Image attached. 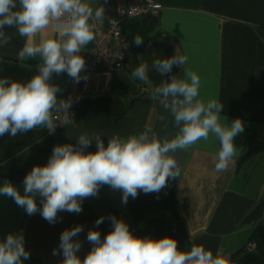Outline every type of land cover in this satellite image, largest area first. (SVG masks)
I'll return each mask as SVG.
<instances>
[{
    "label": "crops",
    "instance_id": "obj_1",
    "mask_svg": "<svg viewBox=\"0 0 264 264\" xmlns=\"http://www.w3.org/2000/svg\"><path fill=\"white\" fill-rule=\"evenodd\" d=\"M126 1L108 0L104 4V0H86L93 8L104 6V24L116 17ZM149 1L163 8L157 15L125 21L123 35L129 51L124 67L111 75L106 98L84 102L67 127L51 134L41 126L14 137L0 136V186L8 181L23 195V179L32 167L44 166L56 145L75 146L81 133L101 135L105 146L112 134L126 137L147 129L158 138H173L177 131L174 118L152 100L151 86L170 80L171 75L183 78L184 67L199 75L202 98L218 97L223 103L221 116L227 118L226 123L237 118L243 122L244 131L234 138L239 154L227 171L216 172L213 161L217 142L212 137L208 142L198 141L177 150L179 175L169 179L159 193L138 191L135 199L129 197L124 204L121 191L105 185L97 196L83 200L79 214L58 212L55 224L48 223L39 212L29 216L12 198L0 195V241L9 233L23 234L30 258L22 264H58L63 257L53 256L52 250L59 253L61 232L77 225L83 231L73 239L81 242L77 255L83 259L91 249L88 231H98L103 238L112 230L110 215L123 220L136 237L176 240L180 251L202 245L214 256L218 251L232 255L247 239L243 241L240 234L250 228L239 224L261 199L264 189V165L257 171V180L251 182L242 173L247 162L241 161L249 129L264 128V0ZM4 31L10 42L0 46V78L26 83L37 74L40 61L20 60L18 52L24 38L14 28L5 27ZM136 35L143 40L140 46L133 43ZM40 38L37 35L36 40ZM174 55H186L188 64L180 68L174 65L171 74L163 77L152 68L154 60ZM142 62L148 64L151 86L131 79L132 71ZM69 78L67 73L53 74L50 83L61 90L56 94L58 100L64 99ZM161 116L166 119L161 120ZM85 151L95 152V142ZM40 199L36 197L38 207ZM100 217L104 220L97 226L95 221Z\"/></svg>",
    "mask_w": 264,
    "mask_h": 264
},
{
    "label": "clouds",
    "instance_id": "obj_2",
    "mask_svg": "<svg viewBox=\"0 0 264 264\" xmlns=\"http://www.w3.org/2000/svg\"><path fill=\"white\" fill-rule=\"evenodd\" d=\"M105 18L103 5L93 8L86 0H0V46L10 42L5 27L14 28L25 40L18 52L20 60L40 61L37 74L26 83L0 78V136L14 137L41 126L50 134L54 132L53 110L67 113L71 100H58L56 94L61 90L50 83L51 78L67 73L80 81L85 68L80 52L94 41L97 22ZM37 35H41L39 41ZM133 43L140 46L143 40L136 35ZM187 64L186 55H174L154 60L152 68L163 77L171 74L174 65L180 68ZM148 71L147 63H139L131 79L151 86ZM183 73V78L171 75L170 80L151 86L152 100L174 118L177 131L173 138H158L147 129L126 137L112 134L105 146L101 135L81 133L75 146L56 145L44 166L32 167L23 179V195L8 181L0 186V195L12 198L29 216L39 212L48 223L55 224L58 212L79 214L83 200L97 196L105 185L120 190L124 204L129 197L135 199L138 191L159 193L169 179L179 175L177 150L201 140L208 142L210 137L218 144L214 169L227 171L239 154L234 138L244 131L243 122L237 118L226 123L219 98H202L199 75L191 67H184ZM93 141L96 151L86 152ZM37 196L41 198L40 207ZM108 219L112 230L103 238L98 231H88L91 249L83 259L77 255L81 242L73 239L83 231L82 226L62 231L59 253L52 250L53 256L63 257L58 264H231L230 257L219 251L214 256L202 245L180 251L177 241L170 237H136L123 220L112 215ZM103 220L100 217L95 224ZM29 258L22 233H9L0 241V264H22Z\"/></svg>",
    "mask_w": 264,
    "mask_h": 264
},
{
    "label": "built area",
    "instance_id": "obj_3",
    "mask_svg": "<svg viewBox=\"0 0 264 264\" xmlns=\"http://www.w3.org/2000/svg\"><path fill=\"white\" fill-rule=\"evenodd\" d=\"M162 5L149 0H127L125 7L118 10L114 19L107 24L97 22L95 39L82 52L85 68L81 71V79L77 83L69 78L68 89L64 100H71L67 113L53 112L56 129L68 126L84 102L106 98L110 92L111 75L122 69L129 51V45L123 35L126 20L138 16L157 15ZM230 257V253H223Z\"/></svg>",
    "mask_w": 264,
    "mask_h": 264
},
{
    "label": "trees",
    "instance_id": "obj_4",
    "mask_svg": "<svg viewBox=\"0 0 264 264\" xmlns=\"http://www.w3.org/2000/svg\"><path fill=\"white\" fill-rule=\"evenodd\" d=\"M246 143L247 149L241 158L243 163L250 161L264 150V141L258 140L256 134L254 136L247 135ZM246 223L256 226L248 242L252 247L247 245L244 249L232 254L231 258L234 264H264V197L244 216L239 225Z\"/></svg>",
    "mask_w": 264,
    "mask_h": 264
},
{
    "label": "rangeland",
    "instance_id": "obj_5",
    "mask_svg": "<svg viewBox=\"0 0 264 264\" xmlns=\"http://www.w3.org/2000/svg\"><path fill=\"white\" fill-rule=\"evenodd\" d=\"M249 130L250 131H248V133H247L249 136H254L255 132H257L258 140L264 141V128L263 127L254 128V129H253V127H251ZM263 165H264V150L260 154L255 155V157H253L251 159V161L247 162L243 166L242 173H243V175H245L246 178H248V180H250L251 182H255L258 178L257 171ZM263 174H264V170H263ZM263 174H261V177L259 178V181H261V182H262ZM263 193H264V189L262 187V191L260 193L261 199L264 197ZM253 225L254 224H252V223H246L245 225H240L241 227H244V228L245 227L250 228V230H247L244 234H240V236L243 238V241L246 237H247V239H246L245 243L239 247L240 249L238 248L239 250L244 249L247 246V242H249V239L253 235L255 228H256V226L255 225L253 226ZM235 250H237V249H235Z\"/></svg>",
    "mask_w": 264,
    "mask_h": 264
},
{
    "label": "bare ground",
    "instance_id": "obj_6",
    "mask_svg": "<svg viewBox=\"0 0 264 264\" xmlns=\"http://www.w3.org/2000/svg\"><path fill=\"white\" fill-rule=\"evenodd\" d=\"M65 98V97H64Z\"/></svg>",
    "mask_w": 264,
    "mask_h": 264
}]
</instances>
